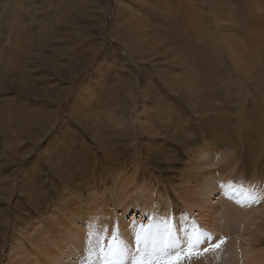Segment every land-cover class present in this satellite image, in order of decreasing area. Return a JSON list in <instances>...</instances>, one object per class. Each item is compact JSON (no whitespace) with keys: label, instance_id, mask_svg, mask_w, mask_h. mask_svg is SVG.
Instances as JSON below:
<instances>
[{"label":"rangeland","instance_id":"obj_1","mask_svg":"<svg viewBox=\"0 0 264 264\" xmlns=\"http://www.w3.org/2000/svg\"><path fill=\"white\" fill-rule=\"evenodd\" d=\"M19 3L33 11L19 15ZM0 6V264H37L40 246L60 253L75 229L83 264L87 249H99L96 264H149L138 254L155 243L140 239L165 205L189 228L210 227L209 247L182 264H244L243 222L264 223V0ZM207 170L218 186L208 220L190 203ZM228 176L233 188H220ZM254 223L247 239L262 254Z\"/></svg>","mask_w":264,"mask_h":264},{"label":"bare ground","instance_id":"obj_2","mask_svg":"<svg viewBox=\"0 0 264 264\" xmlns=\"http://www.w3.org/2000/svg\"><path fill=\"white\" fill-rule=\"evenodd\" d=\"M8 1V0H7ZM9 1H12V0H9ZM16 0H13V3L15 2ZM10 3V2H9ZM22 3V2H21ZM18 5V4H17ZM1 7V6H0ZM19 9H20V11H19V15H22V13H26L27 15H28V13L30 12H32L33 10H32V4H29L28 6H27V4H25V6L23 5V4H20L19 3ZM34 10H36V9H34ZM35 12V11H34ZM62 13H63V11H62ZM66 14V13H65ZM187 14V13H186ZM190 17H191V14L189 13L188 14ZM185 24L183 25V24H179L181 27H182V29H186V31L187 32H189L190 30H191V27L190 26H188V24H186L187 22H184ZM181 29V30H182ZM180 33V32H179ZM173 34V33H172ZM173 36V35H172ZM180 36V35H179ZM177 37V36H176ZM181 37V36H180ZM186 37V36H185ZM183 38V37H182ZM176 39H178V38H176ZM187 39V38H186ZM190 40L191 41H195V42H197V38H193V37H190ZM184 43V42H183ZM188 43V42H187ZM190 43V42H189ZM193 44V43H192ZM198 44V43H197ZM179 45H181V44H179ZM195 45V44H194ZM187 46V45H186ZM178 48H180V47H178ZM184 49V48H183ZM191 49V48H190ZM189 48L187 49V50H189V51H191ZM182 50V49H181ZM186 52H184V54H185ZM189 55V54H188ZM16 63V62H15ZM14 63V64H15ZM212 63V62H211ZM215 63V62H214ZM18 64V63H17ZM16 64V65H17ZM195 64V63H194ZM212 73H214V71H212ZM217 79V78H216ZM213 83V82H212ZM216 83V82H215ZM217 84V83H216ZM212 86V85H211ZM196 87V86H195ZM210 88V87H209ZM216 88V87H215ZM225 100V99H224ZM228 100V99H227ZM226 100V101H227ZM3 111L5 112V114L7 115V117L6 118H8V115H10L9 117H10V120L11 119H15V118H17V117H19V114H16V113H19V110H17V109H14V107H12V106H7V107H4V109H3ZM13 112V113H12ZM0 116H1V114H0ZM5 118V117H4ZM6 118H5V120H6ZM3 121V120H2ZM7 123V122H6ZM10 123V122H9ZM4 124V123H3ZM32 124V123H31ZM2 126V125H1ZM8 126V125H7ZM4 127V126H3ZM9 127V126H8ZM5 128V127H4ZM3 129V128H2ZM8 129V128H7ZM9 130V129H8ZM260 142V141H259ZM205 161L204 160H202V161H198V162H194L195 163V167H197V166H199V167H201V168H205V167H207V166H209V163L206 165L205 163H204ZM200 163L201 164H203V165H200ZM213 165V164H212ZM221 168H223V167H221ZM214 170V169H213ZM207 176H206V178H204L205 180H204V184L203 185H200V187L198 188V190H197V195H198V198L197 199H193L192 201H190V203L192 204V205H197V207H199V209L201 210V212H198V215H200L201 217H203L202 219H207L208 220V218L206 217V215H204V213L205 212H211V211H214V209H215V207H214V205H212V203H213V201H210V196H211V194L213 193V195H215V194H217V191H218V186L215 184V183H212L211 181H212V177H211V174H213L212 172H211V170H207ZM189 176V175H188ZM226 176V175H225ZM233 181L230 179V177L228 176L227 178H225L224 179V181H221V182H219V187L220 188H229V186L230 187H232L233 188V183H232ZM231 188V189H232ZM230 189V191H234V190H231ZM238 189V188H237ZM229 191V192H230ZM225 192V191H224ZM221 195V194H220ZM217 198V197H216ZM219 198V197H218ZM218 198H217V200H218ZM201 202H202V204H201ZM216 201H214V203H215ZM171 208V209H170ZM93 210V209H92ZM205 210V211H204ZM127 211H128V209H125L124 211H123V213H124V215H127L128 213H127ZM155 211H156V214H155V216L153 215V217L155 218V222H154V225H153V227L154 228H152L151 229V227H150V229L152 230V231H150L149 233V236H150V240L148 241V240H146V238H148V236L146 237L145 236V231L147 232V230L145 229V231H144V233H143V235H142V237H141V239L140 240H144L145 239V242L146 243H150L149 245H151V242H154L155 244H153L152 243V249L150 250L149 248H147L146 246H144L142 249H140V251H139V258H141V259H144V260H147L148 262H149V264H168V262H170V264L172 263V264H182V262H183V260H181V259H185L186 258V255L190 252V253H193V252H195L196 250H200V248H203V249H205V248H207V247H209V246H207V245H209L210 243H211V240H210V238L212 237V236H210V232H209V234H207V232L210 230V227L208 226V225H205L204 226V228H196V227H194L193 225H192V227H188V226H186V223H185V219H183V218H180L179 219V217H175V213L177 212V210H175V207H173V205H172V207L170 206L169 207V205H165V207H160V206H156V209H155ZM91 212V211H90ZM95 212V211H94ZM97 212H98V210H97ZM96 212V213H97ZM91 213H93V212H91ZM243 212H241V213H239L238 214V212L236 213V215L234 214V216H238V215H240V216H242L241 214H242ZM78 214V217H76L75 218V224L77 225V226H79V227H81L82 226V224H83V211H81V212H78L77 213ZM207 214V213H206ZM221 214V213H220ZM231 214V213H230ZM263 214V213H262ZM95 215V214H94ZM147 215V213L145 212L144 213V215L143 216H146ZM245 215V214H244ZM243 215V216H244ZM247 215V214H246ZM93 216V215H92ZM91 216V217H92ZM134 216V215H133ZM240 216H238V223L237 224H239L240 223V221H242V220H244V218H243V216L242 217H240ZM96 217V216H95ZM135 218H136V216H134ZM257 217V215L256 216H254L253 218H252V216H251V218L249 219L248 218V220H249V223L246 225V224H244V222H243V225H242V230H245V235H247V237H242V251H241V249L239 250V251H241V253L243 254V257H244V259H245V261H244V264H257V263H260L261 262V260L262 259H264V253H262V254H260L261 253V249H259V248H254L253 247V245L251 246V245H249L250 243V241L248 242V240L249 239H247L248 238V236H251V234H256V232H255V230H256V228L254 229V230H251V225L255 222V218ZM108 218V217H107ZM211 218V217H210ZM74 219V218H73ZM93 219V218H92ZM105 219V218H104ZM145 219V218H144ZM168 219H171V224H174L175 225V229L169 224V222H168ZM257 219V218H256ZM264 219V218H263ZM112 220V219H111ZM98 221V220H97ZM113 221V220H112ZM264 221V220H263ZM91 222V221H90ZM93 222H94V219H93ZM96 222V221H95ZM104 222V221H103ZM252 222V223H251ZM107 223V222H106ZM65 224H67V223H65ZM96 224V223H95ZM255 224V223H254ZM264 224V223H263ZM263 224H255V226L256 227H258V229H260V230H262L261 228L264 226ZM99 225V224H98ZM107 225V224H106ZM176 225H177V227H176ZM249 225V226H248ZM50 226V225H49ZM86 226L87 225H84L83 226V228L85 227V231H86V234H88V235H90L91 234V231L93 230V227H92V229H91V227L89 226V227H87L86 228ZM96 226V225H95ZM185 226V228L189 231V236H185V237H183L182 235V233H183V227ZM201 226V225H200ZM199 226V227H200ZM102 227V226H101ZM105 227V226H104ZM107 227H108V225H107ZM149 227H147V229L149 228ZM155 227L156 228H158V229H156L157 231H159V233H153L154 232V230H155ZM212 227V226H211ZM249 227H250V229H249ZM82 228V227H81ZM96 228V227H95ZM124 228H126V227H124ZM138 228V227H137ZM52 229V228H51ZM257 229V230H258ZM48 230V229H47ZM96 231H93V234H95L94 232H96L97 233V229H95ZM123 230V229H122ZM135 230V229H134ZM205 230H206V232H205ZM125 231H127V229H124V231H123V234H124V232ZM131 231V230H130ZM133 231V230H132ZM148 231H149V229H148ZM251 231H252V233H251ZM48 232V231H47ZM90 232V233H89ZM100 232V231H99ZM109 232V231H108ZM58 233V232H57ZM78 233H79V230L78 229H75V230H69L68 232H65V235H66V237H73L77 242H71V241H68L67 243H64V247L60 250V248H59V250L61 251L60 253H59V251H57V252H53L52 250H48L49 251V253H46V252H43L42 251V249L39 247V257H37L38 258V263L37 264H40V263H42V264H74V261H72V259H76L77 260V258H79V261L78 262H76L77 264L78 263H80V262H82L81 261V258H80V251L82 250V247H83V245H84V243H83V239H84V237H82V238H78V239H76L77 238V236H78ZM127 233V232H126ZM131 233H133V232H131ZM137 233V232H136ZM242 233V232H241ZM99 234V233H98ZM182 234V235H181ZM243 234V233H242ZM125 235H127V234H125ZM206 235V236H205ZM91 236V235H90ZM89 236V237H90ZM97 236V235H96ZM79 237V236H78ZM93 236H91V238L90 239H93L92 238ZM95 237V236H94ZM100 237V236H99ZM124 237V236H123ZM128 237V236H127ZM135 237H136V234H135ZM255 237V236H254ZM42 238V237H41ZM109 238V237H108ZM133 238V237H132ZM140 238V237H139ZM153 238V239H152ZM89 239V240H90ZM101 239H102V237H101ZM126 239V238H125ZM165 239V241H163L162 243H161V241L162 240H164ZM256 239V238H255ZM88 240V239H87ZM88 240V241H89ZM96 240H97V238H96ZM98 240H99V238H98ZM91 241V240H90ZM89 241V242H90ZM102 241V240H101ZM104 241V240H103ZM129 241H131V240H129ZM210 241V242H209ZM43 242V241H42ZM99 242V241H98ZM135 242V241H134ZM138 242H139V239H138ZM209 242V243H208ZM91 243V242H90ZM95 243H96V241H95ZM107 243V242H106ZM43 244H45V243H43ZM87 244H89V243H87ZM98 244H100V243H98ZM98 244H97V247H98ZM137 244H140V243H137ZM136 244V245H137ZM144 244V243H143ZM39 245V244H38ZM110 245V244H109ZM112 245V244H111ZM114 245V244H113ZM126 245V244H125ZM128 245V244H127ZM141 245V244H140ZM94 246L95 245H93L92 246V249H94ZM138 246V245H137ZM96 248V247H95ZM114 248V247H113ZM123 248V247H122ZM128 250V248H126L125 246H124V250ZM149 249V250H148ZM107 250L109 251V249L107 248ZM106 250V251H107ZM51 251V252H50ZM111 251V250H110ZM112 251H114L113 249H112ZM123 251V250H122ZM121 251V252H122ZM132 250L130 249V252H131ZM243 251H245V252H243ZM264 251V250H263ZM87 252L89 253V255H90V258L89 257H85V255H84V253H83V257L85 258V260L87 259L88 261H90V264H96V263H94V257L92 258L91 257V255H92V253L93 252H95V254L96 253H98L99 255H100V251H99V249H95V250H93V252H91V249H87ZM126 253L128 254V252L126 251ZM112 253H110V255H111ZM132 254V253H131ZM241 254V255H242ZM97 255V254H96ZM106 255V254H105ZM94 256V255H93ZM47 257H48V259H47ZM100 257H102L101 255L97 258L98 260H100ZM111 257V256H110ZM121 257V256H120ZM126 257H128V255H126ZM116 258V257H115ZM97 259H95V260H97ZM130 259V258H129ZM128 259V260H129ZM244 259H242V260H244ZM49 262H48V261ZM127 260V259H126ZM125 260V261H126ZM188 260H191L192 262H194V263H192V264H199V262H196L195 261V257L193 256H188ZM103 261H104V259H103ZM106 261V260H105ZM185 261V260H184ZM263 261V260H262ZM86 262V261H85ZM98 262H100V261H98ZM120 262H122V260L120 261ZM128 261H126V262H124V264H128L127 263ZM174 262V263H173ZM186 262V261H185ZM190 262V261H189ZM243 262V261H242ZM75 263V264H76ZM84 262H82V263H80V264H83ZM88 263V262H87ZM105 263V262H104ZM102 264H103V262H102ZM185 264V263H184Z\"/></svg>","mask_w":264,"mask_h":264},{"label":"snow or ice","instance_id":"obj_3","mask_svg":"<svg viewBox=\"0 0 264 264\" xmlns=\"http://www.w3.org/2000/svg\"><path fill=\"white\" fill-rule=\"evenodd\" d=\"M222 242V241H221ZM219 245L217 244V247H218ZM106 264H107V262H106Z\"/></svg>","mask_w":264,"mask_h":264}]
</instances>
